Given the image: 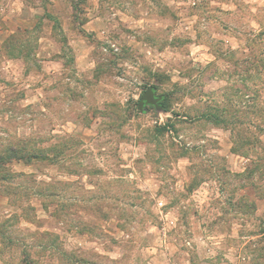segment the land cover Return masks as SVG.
<instances>
[{"label": "rangeland", "instance_id": "1", "mask_svg": "<svg viewBox=\"0 0 264 264\" xmlns=\"http://www.w3.org/2000/svg\"><path fill=\"white\" fill-rule=\"evenodd\" d=\"M20 1L0 264H264V0Z\"/></svg>", "mask_w": 264, "mask_h": 264}, {"label": "water", "instance_id": "2", "mask_svg": "<svg viewBox=\"0 0 264 264\" xmlns=\"http://www.w3.org/2000/svg\"><path fill=\"white\" fill-rule=\"evenodd\" d=\"M161 97H156L154 94V90L151 87H148L142 94L139 102L138 109L141 110L143 106H154L161 107Z\"/></svg>", "mask_w": 264, "mask_h": 264}, {"label": "trees", "instance_id": "3", "mask_svg": "<svg viewBox=\"0 0 264 264\" xmlns=\"http://www.w3.org/2000/svg\"><path fill=\"white\" fill-rule=\"evenodd\" d=\"M160 104H161V106H162L164 112H168V109H167V106L165 105V103L162 102V103H160ZM210 118H213V117H210ZM214 118H215V117H214ZM209 120H210V119H209ZM160 130H161V131H166V130H167V126L164 125V126L160 127ZM10 153L14 155V153H15V149H14V148H11V149H10ZM12 157L15 158V159H18V160L23 159V158H18V157L15 156V155L12 156Z\"/></svg>", "mask_w": 264, "mask_h": 264}, {"label": "crops", "instance_id": "4", "mask_svg": "<svg viewBox=\"0 0 264 264\" xmlns=\"http://www.w3.org/2000/svg\"><path fill=\"white\" fill-rule=\"evenodd\" d=\"M19 2L20 0H8V5H16V2ZM22 3V1H20Z\"/></svg>", "mask_w": 264, "mask_h": 264}]
</instances>
